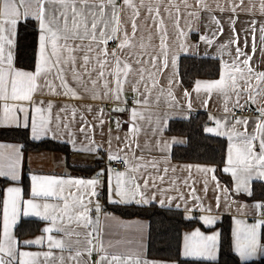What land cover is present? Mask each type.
<instances>
[{
    "label": "snow or ice",
    "instance_id": "1",
    "mask_svg": "<svg viewBox=\"0 0 264 264\" xmlns=\"http://www.w3.org/2000/svg\"><path fill=\"white\" fill-rule=\"evenodd\" d=\"M244 4L245 0H240L232 10ZM248 4L251 9L255 8L254 0H248ZM196 5L207 7L206 0H196ZM181 6L187 9L191 5L189 0H0V107L3 121L18 123L23 114L24 126L28 127L30 123L32 139L40 140L49 134L56 138L66 133L74 146L72 127L73 122H77L85 125L78 131L89 140L88 145L77 150L95 152L103 145L92 139L89 129L96 125L86 121L84 113H91L101 127L106 114L103 108L94 107L88 101L112 103L114 112L128 111L129 132L123 139L115 137L124 146L113 149L112 139H109V147L105 150L109 161L106 169L109 200L111 203H149L155 198L150 190L157 186V178L152 177L148 169H157L158 162L137 156L132 145L141 131L138 121L145 120L144 112L150 106L153 91H163L157 77L169 65V25L178 34L177 40L184 36L180 26ZM259 11L264 14V0H259ZM28 18L36 20L40 30L34 71L16 69L11 52L17 23ZM259 31L260 41L264 44V27ZM207 42L211 43V40ZM110 43L115 47H110ZM256 47L252 45L253 52ZM171 63L175 65L174 58ZM169 85L167 94L173 96L171 81ZM195 91L205 93L203 104H207L214 94L222 102L223 111L229 114L223 118V123L216 120L215 129L206 130L227 137V162L223 171L233 177L237 192L251 195V181L264 180V71L257 69L251 55L237 48L231 61L224 62L220 78L197 82ZM129 93L134 105L131 109L127 107ZM188 95L185 92V96ZM58 97L67 103L54 112L57 102L53 98ZM76 101L81 103H73ZM236 110L242 113L254 110L257 115L236 116ZM250 119L253 121L251 131ZM116 125L119 128L121 122L117 120ZM21 160L18 148H13L7 155L0 152V178L19 181ZM113 161L124 165V170L113 168ZM163 171L167 173L168 168ZM197 171L207 174L215 170L198 168ZM104 175L105 170L87 180L33 175L29 199L24 198L20 187L10 185L4 189L0 264H149L147 260L109 254L102 239L98 240L97 230L91 227L100 222L101 206L98 201L93 202V197L98 196L96 189ZM158 179L163 182L164 176ZM212 179L215 180V176ZM184 183L187 184V180ZM204 183L206 192L208 181ZM192 194L194 199H199L194 188ZM113 196L119 199H113ZM50 199L56 202L49 203ZM254 207L264 209V204ZM93 210L95 219L91 216ZM201 210L211 212L210 207ZM21 211L25 216L35 215L50 221L51 226L43 229L45 233L62 234L46 237L49 251H18L12 227ZM261 217L251 225L236 220L235 251L242 260L250 259L262 247L259 230L264 226V211ZM199 219L203 225L211 227L218 217L201 215ZM44 239L24 243L39 245ZM218 239L219 233L207 235L195 229L184 238L183 254L214 259ZM53 249H59L60 255L57 256ZM93 254L98 257L95 261L91 260Z\"/></svg>",
    "mask_w": 264,
    "mask_h": 264
},
{
    "label": "crops",
    "instance_id": "2",
    "mask_svg": "<svg viewBox=\"0 0 264 264\" xmlns=\"http://www.w3.org/2000/svg\"><path fill=\"white\" fill-rule=\"evenodd\" d=\"M31 2V0H29ZM240 3V0H206L207 7L197 6L196 0H189L191 5L189 8L184 9L181 6L180 13V26L184 31V36L177 40V33L169 25V65L164 68L157 79L160 82L162 92L153 91L152 97H150V106L144 112L145 120L138 121L141 127L139 135L136 137V143L132 145L133 151L137 156H143L146 160H154L158 162L157 169H148V173L156 179V187L150 191L155 195L154 199H150V202L145 203H111L109 200V184L108 174L106 171V165L109 163L108 154L105 151L109 145L107 141L112 139V148L123 147L121 141H117L115 137H123L129 132V112H114L102 107V104L110 105L113 108L112 103H100L92 102L94 107L98 106L103 108L105 123L101 127L96 122L91 113H84L86 121H90L95 124L94 129H89L92 134V139L97 144L103 145L99 151L87 152L78 151L86 145L89 140L84 134L80 133L78 129L82 126L77 122H73L72 131L75 135L72 137L76 141L75 146L70 142L69 136L66 133H61L53 138L51 134L40 140L51 139L67 145L70 149V155L67 156L61 151H41L34 153H25L22 146L18 143H12L7 141H0V145L5 147L0 148V152H4L6 155L13 149L18 148L22 160L20 167V180L16 182L9 181V184L5 189L14 185L20 187L23 192V179L25 171H27V178L29 180V195L24 198L29 199L31 193V177L33 175L40 176H57L64 179H92L96 178L97 174L101 170H105L106 178H100L101 184L97 187L96 191L103 193L108 205H137V206H150L154 205L161 209H173L181 211L186 218L191 216L197 218L199 225L196 227L184 231L181 239V255L185 259L203 260L215 262L219 259L220 253V239L221 231L218 228L219 222L223 217H229L231 220V242L234 254L238 257L241 263H252L264 259V242L262 240V232L264 226L259 230V243L262 246L258 248L255 254L250 259L242 260L239 254L235 251V237L234 231L237 227L236 220H241L245 225H251L261 219V212L264 209H257L254 207L256 204H264L258 200H248L250 195L244 192H237L236 185L233 177L229 173L230 183L227 185L221 181L217 176V169L213 165L206 164H192L177 162L172 159V151L176 146H183L187 143V138L183 136L170 135L168 133L169 125L172 121L188 120L193 114L198 112L207 113L210 117V122L205 127L207 134L225 138L227 141V148L229 141L226 136L216 135L214 132H208V128H216V120H221L229 114L223 111L222 102L213 94L207 104H203L202 100L205 99V93L201 91L197 93L195 86L197 82H210L216 79H198L191 89H186L182 84L179 65L183 56H197V57H212L220 61L221 71L225 61H231L235 55L237 48L243 49L246 53L253 57V61L259 71H264V44L260 41L261 27H264V14L259 11V0H254L255 8L251 9L248 0H245V4L236 8L233 11V7ZM249 8L250 10H245ZM194 13V15H190ZM33 20L35 21L37 28L38 22L34 19H21L15 27L14 36L12 37L14 43L11 48L13 56V66L16 69L23 71H30L21 69L15 66V52H16V39L18 27L21 21ZM255 29V31H252ZM40 36V30H39ZM206 38V39H205ZM211 40V43L207 41ZM246 42V43H245ZM158 44V41H157ZM181 44L183 47H181ZM255 44L256 51H252V45ZM110 47H115L114 43H110ZM39 52V39L37 48V59ZM175 59V65L171 63L172 59ZM36 59V63H37ZM243 59V57H241ZM36 67V66H35ZM35 70V69H34ZM33 70V71H34ZM171 81V90L173 96H168L169 82ZM185 92L189 95L185 96ZM132 94H128L127 107L131 109L134 105L130 103ZM158 97V99H157ZM39 99H46V97H39ZM57 102V107L53 109L54 112L59 111V107L63 106L67 101L62 98H53ZM73 103H81L79 101ZM2 107H0V127L1 128H22L28 129L32 138V130L29 123L28 127L24 126V121L21 115L19 122L7 121L2 119ZM63 116V114H61ZM150 118V120H149ZM69 119L71 117L69 116ZM79 117H77V120ZM121 122V126L117 128L116 121ZM253 121H249V131H251ZM227 130V129H225ZM34 140V139H33ZM35 140V141H40ZM139 145L137 147L136 145ZM167 145V147H163ZM10 146V147H9ZM127 151V149L125 150ZM227 162V156L225 165ZM74 167H81L82 169H92L91 173L85 171H74ZM168 168V172L164 173L163 169ZM198 168H211L214 172L205 174L204 172L197 171ZM175 169V171H173ZM164 176V181L161 182L158 177ZM215 176V180L212 179ZM187 180V184L184 181ZM205 180L207 183V191L205 192ZM173 181L175 183L173 184ZM257 182H264V180H252L250 187L251 192L253 185ZM114 183V181H113ZM192 188L195 189V195L199 199H194L192 194ZM227 189V192L224 191ZM74 191V189H73ZM5 195V193H4ZM3 195V198H4ZM217 197H219V207H217ZM113 199H119L113 196ZM99 202L101 206L100 222L99 224H93L91 227L96 229L98 240L102 239L105 248L109 254H117L122 256H131L140 260H147L149 264H177L175 261L168 260H153L147 257L148 242L150 224L147 220L134 217L125 218L114 212L103 213L102 203L97 197H93V202ZM39 202V201H38ZM49 203H55V200L50 199ZM163 202V203H162ZM93 207V205H90ZM211 208V212L202 211L203 209ZM187 209V211H186ZM3 215V212H2ZM201 215H214L218 217L215 224L211 227L203 225L199 217ZM191 218V219H192ZM39 220L42 222L40 233L23 238L22 240L17 237L16 228L22 220ZM95 219V217H93ZM189 219V218H188ZM50 221H45L35 215L23 214L21 211L17 218L16 224L12 227V235L17 242L18 251L43 253L49 251L48 241L46 237L53 235L58 237L62 234H58L55 231L52 233H45L44 228L49 227ZM195 229H200L201 232L211 235L213 233H219V239L214 252L213 258L206 257H190L185 256L184 253V238L189 235ZM41 237H45L42 244H25V241L36 240ZM2 238V229L1 237ZM95 242V241H94ZM55 254L60 255L59 249H53ZM67 255V251L64 252ZM97 255L93 254L92 261L97 259ZM7 259V257H6ZM44 257L41 255L40 260L43 261ZM15 264V262H14Z\"/></svg>",
    "mask_w": 264,
    "mask_h": 264
},
{
    "label": "trees",
    "instance_id": "3",
    "mask_svg": "<svg viewBox=\"0 0 264 264\" xmlns=\"http://www.w3.org/2000/svg\"><path fill=\"white\" fill-rule=\"evenodd\" d=\"M39 30L35 21H21L18 27L15 52V66L33 71L36 66ZM179 73L182 84L191 89L198 79H216L221 74L220 61L212 57L183 56L180 60ZM210 122L207 113L198 112L188 120L172 121L169 125L170 135L187 138L186 145L176 146L172 151V159L177 162L213 165L217 169L218 178L227 185L230 178L223 172L227 156V141L225 138L213 136L205 132ZM0 141L18 143L25 153L41 151H61L67 156L70 149L67 145L51 139L35 141L31 138L29 130L22 128H1ZM74 171L91 173L92 169L74 167ZM8 180L0 178V237L2 229V200L4 189ZM24 195H29V180L27 171L22 182ZM248 200L264 202V182L253 185L252 194ZM106 203V200H105ZM108 212H114L125 218H142L149 222V242L147 257L153 260L175 261L177 264H245L241 263L234 254L231 242V220L223 217L218 228L221 231L219 259L215 262L185 259L181 255V239L184 231L197 225V218L188 219L179 210L161 209L154 205H108ZM42 222L39 220H22L16 228L17 237L36 235L41 231ZM264 242V229L262 232ZM247 264H264V259Z\"/></svg>",
    "mask_w": 264,
    "mask_h": 264
},
{
    "label": "built area",
    "instance_id": "4",
    "mask_svg": "<svg viewBox=\"0 0 264 264\" xmlns=\"http://www.w3.org/2000/svg\"><path fill=\"white\" fill-rule=\"evenodd\" d=\"M130 103L133 104V98L132 97L130 99ZM102 107L103 108H106L108 110H111L112 109V106H110V105L107 106L105 104H102ZM235 115L236 116L244 115V116H248V117H253L254 115H257V113H255L254 110H245L243 113L240 112L239 110H236L235 111ZM108 166H109V163L106 165V169L108 168ZM111 166L113 168H115L116 170H124V165H122L119 161H113V162H111ZM101 178H106V176L104 175ZM98 200L102 203L103 213L108 212V209L106 207L105 198H104L103 193H99L98 194ZM91 216L92 217H96V213H95L94 210L92 211Z\"/></svg>",
    "mask_w": 264,
    "mask_h": 264
}]
</instances>
